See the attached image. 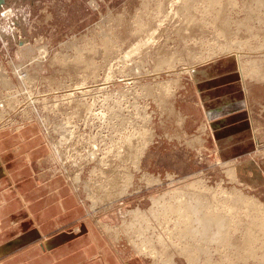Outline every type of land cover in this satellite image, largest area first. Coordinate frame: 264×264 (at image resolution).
Returning a JSON list of instances; mask_svg holds the SVG:
<instances>
[{
    "label": "rangeland",
    "instance_id": "1",
    "mask_svg": "<svg viewBox=\"0 0 264 264\" xmlns=\"http://www.w3.org/2000/svg\"><path fill=\"white\" fill-rule=\"evenodd\" d=\"M145 41L140 51L128 53ZM216 60L215 67L228 63L234 71L214 80L206 107L199 70ZM80 81L93 91L82 94ZM70 92H76L71 103L64 96ZM242 97L247 102L239 108ZM79 100L72 114L70 105ZM0 103V130L35 124L41 131L48 150L38 159L37 177H67L108 240L128 247L144 264H167L171 252L174 264H264V211L257 206H264V0H0ZM87 103H95L89 111ZM246 109L248 117L241 118ZM65 121L78 131L56 151ZM245 126L252 142L241 137ZM122 138L131 143L119 150L114 142L121 145ZM77 171L82 182L75 183ZM191 183L202 188H189ZM179 189L234 203L236 215L226 236L214 239L217 229H208L204 244L200 235L182 236L185 223L172 212L178 205L172 199L173 245L167 256L157 251L153 257L141 245L156 234L132 212L143 210L158 232L152 199ZM243 193L254 204L238 210L248 202L239 203ZM189 247L195 261L183 253Z\"/></svg>",
    "mask_w": 264,
    "mask_h": 264
},
{
    "label": "crops",
    "instance_id": "2",
    "mask_svg": "<svg viewBox=\"0 0 264 264\" xmlns=\"http://www.w3.org/2000/svg\"><path fill=\"white\" fill-rule=\"evenodd\" d=\"M217 63L199 70L203 101L214 92L215 79L234 71L228 63L223 68L215 67ZM241 85L246 92L247 84ZM243 98L239 108L246 105ZM244 112L241 118L248 117V110ZM241 137L252 142L249 127L242 129ZM47 150L38 125L0 130V264H144L128 247L108 240L67 177H37L38 159Z\"/></svg>",
    "mask_w": 264,
    "mask_h": 264
},
{
    "label": "bare ground",
    "instance_id": "3",
    "mask_svg": "<svg viewBox=\"0 0 264 264\" xmlns=\"http://www.w3.org/2000/svg\"><path fill=\"white\" fill-rule=\"evenodd\" d=\"M171 5V4H170ZM142 26V25H141ZM143 30V29H142ZM156 31V30H155ZM154 32L152 31V34H153ZM150 40V39H149ZM148 41H145L144 43H142V42H138V43H136V44H134L133 45V47L131 48V50L128 52L129 54L130 53H136V51H140V49L142 48V45L143 44H146ZM149 43V42H148ZM147 43V44H148ZM146 44V45H147ZM144 46V45H143ZM149 51V50H148ZM83 58H82V56H78L77 57V59L76 60H82ZM108 79H109V77H108ZM85 83H87V82H82V81H80L78 84V86L80 87V92L82 93V94H85V93H87V92H90L93 88H91L90 86L88 87V86H85ZM62 87V86H61ZM79 87H77V88H79ZM58 88V87H57ZM97 88H98V86H97ZM84 89H86V90H84ZM79 90V89H78ZM104 90H106V89H104ZM93 91V90H92ZM107 91V90H106ZM76 92H77V90H76ZM75 92V93H76ZM75 93H73V92H70V93H66L64 96H66L65 98H67L69 101H70V103H71V101H74V96H75ZM79 93V92H78ZM69 97V98H68ZM119 100V99H118ZM13 101V100H12ZM68 101V102H69ZM11 103V102H10ZM13 103H14V101H13ZM81 104V102H80V100L79 101H77V103L74 105V103H72L70 106H71V108H72V114H75V113H77V111L80 109V105ZM88 105H87V107L86 108H88V111L89 110H91L93 107H94V104H90V103H87ZM11 105V104H10ZM82 105H84V104H82ZM110 105V104H109ZM96 106V105H95ZM60 107V106H59ZM58 109V108H57ZM84 109V108H83ZM96 109V108H95ZM86 110V109H85ZM94 110V109H93ZM83 112V111H82ZM92 115H93V113H91ZM66 115H67V113H66ZM75 116V115H74ZM84 116V115H83ZM87 117H88V115H86ZM69 117V116H68ZM81 116H79V118H80ZM86 118V117H85ZM67 119V118H66ZM72 120H73V118H72ZM76 120V119H75ZM71 121V120H70ZM86 121V120H85ZM125 122V121H124ZM68 123L69 122H64V126H65V131H64V133H62V134H60V135H62V138L61 139H59L58 140V142L56 143V151H60V145H63V143H66V142H68L73 136H76V133H77V129H74V128H68L69 127V125H68ZM73 123H75V121L73 122ZM81 124V123H80ZM61 125H62V123H61ZM60 125V126H61ZM73 125V124H72ZM85 125V124H84ZM56 126V125H55ZM59 126V127H60ZM86 126V125H85ZM75 127H76V125H75ZM114 127V126H113ZM79 128V127H78ZM60 129V128H59ZM62 129H64L63 127H62ZM81 129V128H80ZM68 130V131H67ZM60 131V130H59ZM114 131V130H113ZM63 132V131H62ZM116 132V131H115ZM85 135V134H84ZM87 135V134H86ZM121 135V134H120ZM76 138H78V134H77V137ZM123 138H125V137H123ZM123 138H122V141H119V142H121V145H117V142H114V146H117V147H119V150H121L122 149V147L125 145V143L126 142H130V140L127 138V140L125 139V143L123 144ZM84 139V138H83ZM81 141V140H80ZM146 142V141H145ZM80 143V142H79ZM131 143V142H130ZM127 144V143H126ZM95 145H99L98 143H95ZM68 146V145H67ZM96 147V146H95ZM125 147V146H124ZM123 147V148H124ZM115 148V147H114ZM128 148V147H127ZM68 149V148H67ZM98 149V148H97ZM112 149V147L109 149V151ZM115 150H116V148H115ZM129 150H130V146H129ZM55 151V152H56ZM92 151V150H91ZM100 152H101V150H100ZM125 152V151H124ZM62 153V152H61ZM95 153H97V150L95 149L94 151H92V152H89L87 155H86V157L90 160V159H93V158H95ZM117 153V152H116ZM122 153H123V151H122ZM59 154V153H58ZM140 154V153H139ZM138 154V155H139ZM108 155V152L105 154V156H107ZM113 155V154H112ZM51 156V155H50ZM105 156H103L102 157V159H104L103 160V162H105V163H107V159L105 158ZM118 156V155H117ZM137 156V155H136ZM110 157V156H109ZM108 157V158H109ZM123 157V156H122ZM52 158L54 159V161H59V158H58V155H52ZM120 158V157H119ZM119 158H117V159H119ZM135 158V157H134ZM138 158V157H137ZM87 159V160H88ZM109 159H111V158H109ZM125 160H126V158H125ZM97 161L99 162V160L97 159ZM113 161V160H112ZM132 161V160H131ZM138 161V160H137ZM63 162V161H62ZM88 162V161H87ZM134 162V161H133ZM68 163V162H67ZM70 163V162H69ZM123 163V162H122ZM137 163H139V162H137ZM70 165V164H69ZM97 165V164H96ZM111 165V164H110ZM110 165H108V166H110ZM65 166H66V164H65ZM103 166V165H102ZM106 168V167H105ZM116 168V167H115ZM80 169V168H79ZM113 169V168H112ZM81 170V169H80ZM97 170H100V171H104L102 168H99V169H97ZM93 171H96V170H93ZM243 171V170H242ZM246 171V170H245ZM91 172H92V170H91ZM90 172V173H91ZM98 172V171H97ZM105 172V171H104ZM259 172V171H258ZM94 173V172H93ZM236 171L235 170H231L230 171V175L232 176V177H235L236 176ZM75 174V173H74ZM92 175V174H91ZM94 175H96V174H94ZM93 175V176H94ZM102 175V174H101ZM97 177V176H96ZM111 178H113V177H111ZM152 178L153 177H149V179H151L150 181L151 182H153V181H155V179L154 180H152ZM93 179V178H92ZM95 179V178H94ZM105 179V178H104ZM73 182H75V183H78V182H80L81 181V172L80 171H77L76 172V174H75V176H74V178H73ZM108 180H110V178L108 179ZM107 180V181H108ZM105 181V180H104ZM106 181V182H107ZM149 180H147V182H148ZM82 182V181H81ZM87 182V181H86ZM112 182V181H111ZM158 182H159V180H158ZM102 183V182H101ZM105 183V182H104ZM154 183V182H153ZM199 183V182H198ZM84 184H86V183H84ZM107 184V183H106ZM89 185V184H88ZM204 185V184H203ZM85 186V185H84ZM198 186V187H197ZM87 186H85V188H86ZM92 187V186H91ZM89 188V187H88ZM88 188H86V189H88ZM127 188V187H126ZM189 188H192V189H196V190H198V189H201L202 187H200V185H198V184H195V183H191L190 185H189ZM188 187H187V189H189ZM205 188V187H204ZM186 189V188H185ZM206 189V188H205ZM180 190V189H179ZM194 190H193V192L191 191V193L190 192H187V190L185 191L184 190V192H186V193H184V192H182L181 193V190H180V192L179 193H172L173 195H171L170 197H169V192L167 193V194H162V195H159V196H157V197H154L152 200H154V206H153V208H152V210H153V213H154V215H156V217H157V219L156 220H158V225H159V228H160V230L158 231V232H156V230H158V228H156L157 227V224L153 221V222H151V218H150V216L148 217V215L147 214H145V212L143 213V210H139V209H135V210H133V212H132V214H135V216H143L146 220H144V221H147V223H148V226H150V228L152 229V231L154 232L152 235H154V234H156V237H150L149 238V240H146V242H150V244H148V243H146L143 239H141V240H143L142 241V245H141V249H143L144 251H146V252H148V253H150L153 257H157L156 256V254H158V253H156L157 251H159V253L161 254V257H162V255H166V251H171V246L170 245H173L172 244V229H171V213H170V206H172L171 204H170V202L171 201H173L174 199H176L175 201L176 202H178L177 204L178 205H176L175 206V204H174V206H173V210H172V212H177V213H179L180 215H181V217H180V220H179V222H180V224H184L185 223V227L181 230V234H182V236H184V237H186V238H193L194 236H199L200 235V237L201 238H205V242H204V244H208L207 242V240L209 239V235H210V233L212 232V230H216L217 229V231H215L214 233H212V236H217V237H215L214 239H217L218 237L220 238V237H223V236H226V234H224V232L228 229L227 227L228 226H230L231 224L229 223V219L231 220V218L233 217V216H235L236 215V211L234 210V208H235V206H234V203H233V205H231L230 203V206H227V205H224L223 203V205L217 200V199H214L213 200V202H211L210 201V199L208 198V195H209V193H208V195L206 194V193H203V192H201V194L200 193H196V192H194ZM88 191V190H87ZM190 191V190H189ZM224 191V193H227V194H229L230 195V191L231 190H229V189H225V190H223ZM89 192V191H88ZM87 192V193H88ZM123 192V191H122ZM173 192V191H172ZM176 192H177V189H176ZM91 193V192H90ZM89 193V194H90ZM214 193V192H213ZM227 194H225V195H227ZM91 195V194H90ZM224 195V194H223ZM94 196V195H93ZM112 196V195H111ZM242 196V198L240 199V200H238L239 201V203L241 204L242 203V199L244 200L245 198H247V200H248V202H243L240 206H237L236 208H238V207H240L238 210H240V209H242L243 207H246V209H249L250 208V206H252L254 203L252 202V199H253V197H250L248 194H244L243 193V195H241ZM213 197V196H212ZM212 197H210V198H212ZM224 197V196H223ZM231 197V196H230ZM93 198V197H92ZM214 198V197H213ZM212 198V199H213ZM237 198V197H236ZM173 199V200H172ZM223 199H225L226 201H229V198H223ZM231 199V198H230ZM238 199V198H237ZM222 200V199H221ZM232 200V199H231ZM255 200V199H254ZM174 201V202H175ZM216 201L219 203V204H217L216 203ZM224 201V200H223ZM222 202V201H221ZM225 202V201H224ZM232 203V202H231ZM225 204H226V202H225ZM228 204V205H229ZM219 205H221L222 207H219ZM238 205V204H237ZM227 206V207H226ZM257 206H259L263 211H264V206H262L261 207V204H259L258 203V205ZM255 208V207H254ZM256 211V210H255ZM149 213H152L151 212V209L149 210ZM250 213V212H249ZM248 213V214H249ZM262 213V212H261ZM238 214V213H237ZM246 214V213H245ZM259 214V213H258ZM173 215V214H172ZM177 215V214H176ZM252 215V214H251ZM250 215V217H252ZM161 216H164V218L168 221V222H166V223H163V221L161 220L160 221V218L162 219V217ZM239 216H240V214H239ZM247 216V215H246ZM263 217H264V214L262 215ZM142 217V218H143ZM158 217H160V218H158ZM236 217H238V216H236ZM249 217V219H251ZM253 217H255V215L253 216ZM179 218V217H178ZM138 219H140V218H138ZM248 219V220H249ZM177 220V219H176ZM242 220H247V218L246 217H242L241 219H239V221H242ZM258 220V219H257ZM136 221H137V219H136ZM142 221H143V219H142ZM175 221V220H174ZM255 221V220H254ZM263 221V220H262ZM133 224H135V217H134V220H133ZM138 222V221H137ZM176 222V221H175ZM174 222V223H175ZM237 223V222H236ZM262 223V226H260V227H264V221L263 222H261ZM144 224V223H143ZM146 224V223H145ZM127 225V224H126ZM128 225L130 226V224L128 223ZM258 225V224H257ZM133 226V225H132ZM131 226V227H132ZM147 226V225H146ZM180 226H182V225H180ZM126 227V226H125ZM134 227V226H133ZM175 227H177V225H175ZM254 227V226H253ZM115 228V227H114ZM140 228V227H139ZM138 228V229H139ZM174 228V227H173ZM177 228H180V227H177ZM214 228V229H213ZM112 229V228H111ZM135 229V228H134ZM137 229V230H138ZM148 229H149V227H148ZM208 229L211 231V232H209L208 231ZM161 230H163L165 233L167 232V234H169V237L170 238H166V235L163 233V232H161ZM177 230H179L180 231V229H177ZM111 231V230H110ZM138 231H140V234L142 235V231L139 229ZM144 231H145V228H144ZM146 231H147V229H146ZM113 232V231H112ZM120 232V231H119ZM136 231H134V233H135ZM227 232H228V230H227ZM226 232V233H227ZM139 233V232H138ZM145 233V232H144ZM179 233V232H178ZM140 235V236H141ZM147 235H149V234H147ZM174 235V234H173ZM228 235V234H227ZM115 236H116V234H115ZM138 236V235H137ZM145 236V235H144ZM168 237V236H167ZM144 238V237H143ZM148 238V237H147ZM175 238V237H174ZM118 239V238H117ZM195 239V238H194ZM197 239V238H196ZM213 239V240H214ZM134 240V239H133ZM187 241V240H186ZM219 241H220V239H219ZM222 241H224V239L223 240H221L220 242H222ZM227 241V240H226ZM141 242V241H140ZM136 243V242H135ZM156 243H160L161 244V248H158V247H156ZM193 243V242H192ZM137 244H138V242H137ZM188 244H190V242L188 243ZM195 244H197V243H195ZM191 245V244H190ZM140 246V245H139ZM170 246V247H169ZM177 246H179V245H177ZM189 246V245H188ZM193 246H194V243H193ZM138 248H140V247H138ZM190 248V247H189ZM214 248V247H213ZM140 249V250H141ZM142 250V251H143ZM194 249H192V247L190 248V249H185L184 251H183V253H184V255H186L188 258H189V260L190 261H192V260H196L197 258H195V256H194V252L192 253V251H193ZM196 250V249H195ZM162 251H165V254H163V252ZM143 253V252H142ZM170 256V258H169V260H167L166 258V261H167V264H174V257H173V253L171 252V253H168ZM148 255V254H147ZM196 255V254H195ZM198 255V254H197ZM196 255V256H197ZM167 256V255H166ZM160 257V258H161ZM155 261H156V259H155ZM161 261V260H160ZM159 264V263H158ZM210 264H211V262H210ZM220 264V263H219Z\"/></svg>",
    "mask_w": 264,
    "mask_h": 264
},
{
    "label": "built area",
    "instance_id": "4",
    "mask_svg": "<svg viewBox=\"0 0 264 264\" xmlns=\"http://www.w3.org/2000/svg\"><path fill=\"white\" fill-rule=\"evenodd\" d=\"M0 106L3 107L4 104H3V103H0ZM1 123H3V122H0V127L4 126V125H1ZM53 147H54V146H53Z\"/></svg>",
    "mask_w": 264,
    "mask_h": 264
}]
</instances>
